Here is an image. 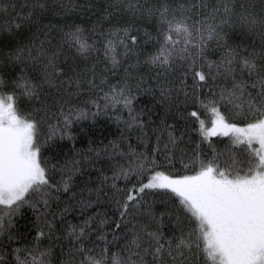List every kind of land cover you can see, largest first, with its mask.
I'll list each match as a JSON object with an SVG mask.
<instances>
[{"label": "trees", "instance_id": "16d2710c", "mask_svg": "<svg viewBox=\"0 0 264 264\" xmlns=\"http://www.w3.org/2000/svg\"><path fill=\"white\" fill-rule=\"evenodd\" d=\"M225 5L230 9L228 13ZM165 6L169 19L190 17V25L200 21L202 24L197 26L203 28L219 25L218 30L226 35L220 43L238 48L242 55L252 51L264 54V26L257 24L249 30L237 23L241 13L264 18V0H0V94L13 95L18 114L37 122L36 140L42 145L41 160L47 162L51 182L72 177L68 192L52 191L47 210L39 196L11 216L8 209L0 207L5 223L0 234V264H32L40 252L49 253L45 259L50 264H79L82 257L77 247L99 254L102 249L117 251V246L127 244L133 236L132 225L149 220L138 215L130 218V224L115 228L114 222L120 219L115 199L122 193L112 184L124 189L137 180L136 176L114 180L121 168L135 170L141 162L154 160L155 171L178 177L194 174L199 161L214 159L221 168L236 161L241 174L247 171L243 163L249 157L247 145L234 143L229 134L206 138L200 130L199 120H204L205 126L211 125L212 101L227 122H254L246 105L237 108L229 103L232 78L216 75L215 69L208 75V62H218L220 52L226 49L218 47L223 49L219 52L212 48L217 41L210 42L204 57L197 59L192 68L190 61L179 58L167 71L145 63L157 50L159 10ZM75 27L83 30L92 45L86 54L66 42L65 33ZM124 28L137 37V44L128 41L132 50L127 54L124 46L117 44L118 63L114 65L111 54L105 55V46L108 39H117L111 36L114 30ZM145 33L154 39L149 40ZM18 49L24 51L16 60L12 57ZM53 52L58 54L56 63L63 74L56 87H49L43 82V69ZM257 63L264 64V56L258 57ZM196 71L205 73L207 79L199 81ZM21 77L41 85L36 97L22 95L16 87ZM69 77H78L79 84L60 83ZM243 78L249 83L255 79L247 73ZM113 88L130 90L131 116L137 117V123L132 122L129 107L122 100L113 101ZM161 88L170 89V95L162 97ZM192 111L198 113V118L189 115ZM65 115L71 121L67 127ZM142 195L146 202L142 207L151 205L158 218L166 209L172 213L162 218L165 238L179 236L181 229L185 233L190 230L192 224L171 192L146 190ZM89 217L94 219L86 228V237L76 241L68 235L69 226L83 225ZM101 220L108 223L101 224ZM46 221L52 222L51 228ZM155 226L151 222V227ZM41 230L43 236L39 235ZM145 260L156 264L150 254ZM164 260L171 264L167 255ZM186 264H206L204 254L194 251Z\"/></svg>", "mask_w": 264, "mask_h": 264}, {"label": "snow or ice", "instance_id": "6c2138e0", "mask_svg": "<svg viewBox=\"0 0 264 264\" xmlns=\"http://www.w3.org/2000/svg\"><path fill=\"white\" fill-rule=\"evenodd\" d=\"M43 8L44 5L37 4ZM225 13L230 9L224 6ZM168 7L159 10L160 24L159 34L156 39L157 50L149 54L145 63L170 70L177 58L190 61L189 67L196 65L197 59L203 58L210 41H217L218 47L226 50L220 60L209 61L208 75H212L215 69L216 75H224L232 78V88L228 92L229 103L235 107L243 108L245 105L252 114L253 121L246 127H237L234 123H228L218 110L215 101L211 104V128H205L204 120H199L200 130L207 138L217 135L218 132L228 135L235 133L234 143L247 145L249 157L243 163L247 171L241 174L240 164L232 161L231 164L221 168L213 160L199 161V169L191 175L173 177L164 172L155 171V161L141 162L135 170L123 168L117 172L113 179L123 177L129 180L136 176V183L131 187L127 184L124 189L112 187L121 192L120 198L115 199V205L119 214V220L114 222L115 228L131 223L130 218L145 216L149 223L137 222L130 229L133 232L132 239L123 247L117 246V251L102 249L96 254L93 249L83 246L76 251L81 254L79 264H148L145 260L151 255L156 264H168L164 260L167 255L171 264H186L189 256L195 253H203L206 264H264V64H258V54L255 51L242 55L238 48L221 44L226 39L218 29L219 25H208L206 28L198 27L202 24L196 21L189 25L190 17L177 19L168 18ZM218 11V10H217ZM226 21H221V24ZM242 26L252 30L257 24L264 26V18H258L252 14L241 13L238 21ZM17 28L19 24L15 25ZM123 32V36L119 33ZM175 34V36L173 35ZM149 40L154 39L145 33ZM116 40L108 39L105 46V55L111 54L113 64H117L116 46L123 45L125 54L137 44V37L130 35V29H117L111 33ZM66 42L70 47L75 46L81 54H86L92 48L88 38L84 36L81 28L75 27L73 31L65 33ZM147 42V41H146ZM178 45H182L178 47ZM24 49H18L13 59H21ZM43 54V51H41ZM29 55L31 51L29 50ZM57 53L53 52L48 58L43 69V82L49 87L57 86V79L63 74V69L56 63ZM249 78H255L249 83L244 74ZM195 76L199 81H205L207 76L202 71H196ZM213 78H215L213 76ZM62 84H79L78 77H69ZM91 83V82H90ZM16 87L21 89L22 95L36 97L37 85L27 78L21 77L16 81ZM249 89H258L255 92ZM112 99L115 102L122 100L129 107L131 116V104L133 97L130 90L125 88L118 91L113 88ZM171 90L161 88L162 97L170 95ZM107 98V97H106ZM224 93H221V99ZM239 101V103H235ZM208 108V105H205ZM80 115H83L81 113ZM198 118V113H189ZM132 122L137 123L136 116H131ZM65 126L71 122L65 115ZM37 122L30 117L18 114L14 96L6 97L0 94V207L8 209L11 216L19 212L24 204L39 196L45 210L48 209L52 191L68 192L70 190L71 175L62 177L59 182H51L49 169L45 167L46 161L41 160V147L37 140ZM253 143L259 145L253 148ZM55 167V166H53ZM147 175V182L144 177ZM167 190L178 198L180 209L186 213L192 227L185 233L180 230L179 236L165 238L162 227L163 217L172 216L167 209L159 214L153 207H142L146 202L143 195L146 190ZM58 198V197H57ZM91 202H89L90 204ZM35 207V204H32ZM67 211V209H65ZM94 217H89L83 225L69 226L68 235L79 241L87 236L86 228L92 223ZM155 222V227H151ZM176 226L179 227V216L176 217ZM51 228V221H46ZM101 224L108 223L101 220ZM11 220L8 221V226ZM5 228L4 218L0 216V234ZM40 236L44 235L41 230ZM48 252H40L34 256L32 264H50L45 259Z\"/></svg>", "mask_w": 264, "mask_h": 264}, {"label": "rangeland", "instance_id": "374dc122", "mask_svg": "<svg viewBox=\"0 0 264 264\" xmlns=\"http://www.w3.org/2000/svg\"><path fill=\"white\" fill-rule=\"evenodd\" d=\"M189 24V23H188ZM190 25V24H189ZM174 36H175V34H173ZM212 41H214V40H212ZM212 41H210V42H212ZM209 42V43H210ZM180 46H182V45H178V47H180ZM212 48L214 49H218V51L220 52V51H222L223 49L221 48V50H219V48H218V46H217V44L215 43V44H213L212 45ZM221 53V55H222V53L223 52H220ZM220 53H217V54H220ZM229 123V122H228ZM235 124V123H234ZM237 127H246L247 126V124H245V125H239V124H235ZM211 126L212 125H209V126H205V128H211ZM218 134H220V135H223V134H221V133H219L218 132ZM229 135H232L233 137L236 135L235 133H232V132H229ZM254 145H255V148H258L259 147V145L258 144H256V143H253ZM161 172H163V171H161ZM166 175H168L166 172H164ZM173 177H176V176H173ZM146 182H147V180H146Z\"/></svg>", "mask_w": 264, "mask_h": 264}]
</instances>
